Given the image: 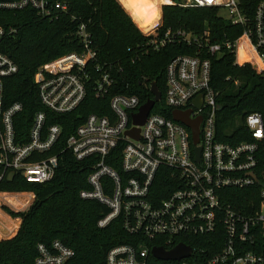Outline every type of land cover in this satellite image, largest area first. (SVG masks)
Returning a JSON list of instances; mask_svg holds the SVG:
<instances>
[{
    "label": "built area",
    "instance_id": "built-area-1",
    "mask_svg": "<svg viewBox=\"0 0 264 264\" xmlns=\"http://www.w3.org/2000/svg\"><path fill=\"white\" fill-rule=\"evenodd\" d=\"M183 8H215L232 26L243 29L235 40L213 42L211 32L180 30L161 33L163 16L145 36L150 46L160 51L182 42L197 48V55H178L166 67L165 92L142 126H135L133 115L143 105L136 96L111 95L117 85L111 68L91 65L96 61L91 34L80 24L76 36L82 41V53H70L41 65L34 76L41 103L57 115L77 110L87 95V84L94 79L97 98H109L111 115L91 114L76 128L65 149L79 161H91L89 189L80 192L86 201L98 202L109 212L98 220L100 229L121 219L125 231L139 238L137 244L112 248L104 264H149L158 240L169 247L188 239L194 248L177 242L166 251L184 243L192 255L178 264H264V254L246 252L264 238V115L246 117L250 142L230 144L218 139L217 113L219 93L211 86V61L205 55L231 52L236 64H250L264 76V1L252 14H245L239 0H182L168 4ZM32 8L41 17L53 20L68 13V0H16L0 2V9ZM0 28V47L7 34ZM246 48V53L243 48ZM241 56V60L239 59ZM16 63L0 51V185L12 176L32 184L52 181L59 167V154H51L59 144L60 125L46 127V113L38 112L29 132V141L21 142L15 118L23 111L21 103L3 109V80L17 74ZM93 75V76H92ZM201 97V106L195 103ZM164 109L191 111V119L202 118L199 143L192 131L173 118L156 113ZM172 116V114H171ZM139 129V137L127 135ZM196 148H200L197 160ZM119 163L120 169L108 163ZM255 175V176H254ZM165 183L166 186H161ZM258 190L250 201L240 203L232 194ZM166 192L165 197L161 196ZM252 192V191H250ZM0 194H11L0 192ZM20 195V194H14ZM196 239H203L195 242ZM203 242V243H202ZM215 248L208 252L205 245ZM75 252L59 240L39 244L34 264H72Z\"/></svg>",
    "mask_w": 264,
    "mask_h": 264
},
{
    "label": "trees",
    "instance_id": "trees-1",
    "mask_svg": "<svg viewBox=\"0 0 264 264\" xmlns=\"http://www.w3.org/2000/svg\"><path fill=\"white\" fill-rule=\"evenodd\" d=\"M8 1L16 0H0ZM166 1L68 0V13L53 20L41 17L32 8L0 9V28L7 32L14 31L7 34L0 51L19 68L17 74L3 80V109L18 102L23 105V111L15 118L19 140L29 141L34 117L41 111L46 113V127L57 124L63 129L58 146L48 153L59 154V167L52 181L32 184L22 177L12 176L0 185V192L11 193L0 194V201L15 208L31 199L28 194L15 193L33 192L36 196L31 208L18 216L22 224L17 235L0 241V264H34L38 245H49L56 240L75 252L72 264H104L112 248L138 243L139 238L125 231L121 219L113 221L105 229L97 226L98 220L109 212L108 208L80 197L82 190L89 189L87 179L92 171V163L77 161L70 151L61 153L67 138L87 116L111 115L109 98L95 96L93 77L87 84V95L80 107L71 114L57 115L41 103L34 76L37 69L47 62L66 54L83 52L84 46L76 31L80 24H85L97 51L91 69L96 64L111 68L117 81L111 95L136 96L144 104L153 98L151 87L154 82L164 94L167 65L178 55H197L196 47L182 42L167 45L160 51L149 45L151 38L143 33L150 31L161 19L160 6ZM261 1L264 0H239L242 11L248 15ZM206 29L211 32L212 41L217 43L233 41L243 32L241 27L227 22L215 8L166 5L163 9L161 33L184 30L199 34ZM205 57L211 61V86L219 93L218 139L230 144L250 142L252 139L246 117L252 113L264 115V76L258 74L250 64H236L235 55L231 52ZM162 105L163 102L154 111L171 118L172 110L164 109ZM108 163L120 169L119 163L112 160H108ZM257 192L237 191L232 196L240 203H246V209L250 212V201ZM165 195L166 192L161 193L162 197ZM14 231L15 222H10L0 211V236L12 235ZM201 240L196 239L195 242ZM177 242L188 243L194 248L199 245L188 239L177 240L173 244ZM173 244L167 247L154 240L149 246L171 248ZM204 247L208 252L215 250L212 245ZM246 252L264 254V238H261L258 246L248 245ZM149 261V264H178L157 260L152 255Z\"/></svg>",
    "mask_w": 264,
    "mask_h": 264
},
{
    "label": "water",
    "instance_id": "water-1",
    "mask_svg": "<svg viewBox=\"0 0 264 264\" xmlns=\"http://www.w3.org/2000/svg\"><path fill=\"white\" fill-rule=\"evenodd\" d=\"M151 93L153 95V98L149 99L146 103L141 106L138 114L133 115V123L135 126L144 125L152 109L157 103L162 100V92L160 91L155 82L152 83ZM195 103L198 107H200L201 97L197 98L195 100ZM220 110L221 107L218 108V111ZM172 118L174 121L182 123L191 129L194 144L197 145L199 143L200 123L202 121V118L199 117L197 119H191V111L180 110L172 111ZM139 132V129H133L131 131H128L127 135L138 138ZM195 152L197 154V160H199L201 149L196 148ZM151 254L155 259L160 261H180L182 259L190 257L192 255V249L184 243H180L170 251H166L162 247H154L151 251Z\"/></svg>",
    "mask_w": 264,
    "mask_h": 264
},
{
    "label": "rangeland",
    "instance_id": "rangeland-1",
    "mask_svg": "<svg viewBox=\"0 0 264 264\" xmlns=\"http://www.w3.org/2000/svg\"><path fill=\"white\" fill-rule=\"evenodd\" d=\"M172 0H167L166 2H164L161 6H160V9H161V15L163 16V9L166 5H168ZM174 2H181L182 0H173ZM120 3V2H119ZM124 8V7H123ZM133 20V19H132ZM243 48L245 50V53H246V48H245V45L243 44ZM240 60L242 59L241 56L239 58ZM15 194H20V195H30L31 196V199L28 201V203H25L23 204L21 207H12L11 205L5 203L4 201H0V211L2 212V214L8 218V220L11 222H15V231L12 235H7V236H0V241H4V240H8V239H11L13 238L14 236L17 235L20 227H21V224H22V219L19 216V214L21 213H25L27 212L31 206L34 204L35 200H36V196L33 192H27V193H15ZM13 213V214H12ZM17 215V216H14V215ZM4 219H2V222H3ZM7 225V223H6Z\"/></svg>",
    "mask_w": 264,
    "mask_h": 264
}]
</instances>
